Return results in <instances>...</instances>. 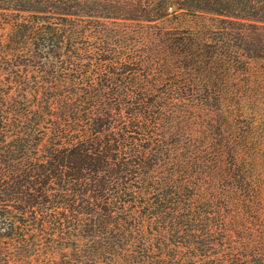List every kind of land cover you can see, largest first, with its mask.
I'll return each instance as SVG.
<instances>
[{"label":"trees","instance_id":"trees-1","mask_svg":"<svg viewBox=\"0 0 264 264\" xmlns=\"http://www.w3.org/2000/svg\"><path fill=\"white\" fill-rule=\"evenodd\" d=\"M0 30V264H264V0H0Z\"/></svg>","mask_w":264,"mask_h":264},{"label":"rangeland","instance_id":"rangeland-1","mask_svg":"<svg viewBox=\"0 0 264 264\" xmlns=\"http://www.w3.org/2000/svg\"><path fill=\"white\" fill-rule=\"evenodd\" d=\"M8 27V26H7ZM1 32V30H0ZM10 58V57H9ZM19 62V61H18ZM17 61L14 62L13 60V63H18ZM11 63V62H9ZM7 64L5 63L4 67L0 69V75L2 76V80L3 82H6L5 81V78L9 77V78H16L15 74L14 73H11L9 68H10V64ZM20 64L18 65V68L20 70L22 69H25V67L22 64V61L19 62ZM26 70H27V82L28 84H30L29 86H32L33 88V83L36 81V79H38V74L36 71H34L32 69L31 66L29 65H26ZM26 92H28V95H31L33 94V90L31 89V87L29 88H26ZM61 252H68V250L66 249H63L62 251L60 249H57V250H53V249H46V253L43 252V251H37L36 253L38 255H32V256H29L28 257V261H31V264H54V262H56V264H58L60 262V255H61ZM5 258V257H4ZM15 257H12L10 255H8L6 257V263H2V264H14L15 263ZM1 263V262H0ZM18 264V262H17Z\"/></svg>","mask_w":264,"mask_h":264}]
</instances>
